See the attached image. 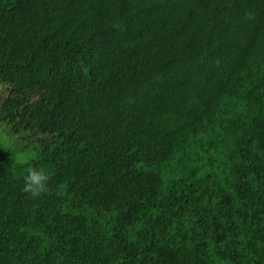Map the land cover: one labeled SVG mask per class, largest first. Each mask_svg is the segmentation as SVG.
Listing matches in <instances>:
<instances>
[{
  "label": "trees",
  "instance_id": "obj_1",
  "mask_svg": "<svg viewBox=\"0 0 264 264\" xmlns=\"http://www.w3.org/2000/svg\"><path fill=\"white\" fill-rule=\"evenodd\" d=\"M0 85V264H264V0H0Z\"/></svg>",
  "mask_w": 264,
  "mask_h": 264
},
{
  "label": "clouds",
  "instance_id": "obj_2",
  "mask_svg": "<svg viewBox=\"0 0 264 264\" xmlns=\"http://www.w3.org/2000/svg\"><path fill=\"white\" fill-rule=\"evenodd\" d=\"M28 157L18 156L16 163L25 165ZM51 178L50 171L46 167H29L27 175L24 178V186L22 191L32 198H40L49 190V181Z\"/></svg>",
  "mask_w": 264,
  "mask_h": 264
},
{
  "label": "rangeland",
  "instance_id": "obj_3",
  "mask_svg": "<svg viewBox=\"0 0 264 264\" xmlns=\"http://www.w3.org/2000/svg\"><path fill=\"white\" fill-rule=\"evenodd\" d=\"M7 96L8 90L0 85V149L7 152L11 151L10 153L14 156L16 155V157L23 156L22 152L27 148V144H29L31 140L27 141L21 134H15L12 132V128L8 123L1 120L3 103Z\"/></svg>",
  "mask_w": 264,
  "mask_h": 264
}]
</instances>
